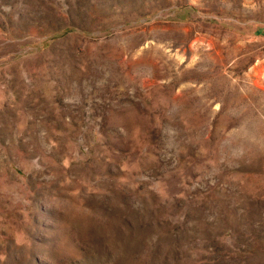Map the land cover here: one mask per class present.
<instances>
[{
    "label": "rangeland",
    "instance_id": "obj_1",
    "mask_svg": "<svg viewBox=\"0 0 264 264\" xmlns=\"http://www.w3.org/2000/svg\"><path fill=\"white\" fill-rule=\"evenodd\" d=\"M0 264H264V0H0Z\"/></svg>",
    "mask_w": 264,
    "mask_h": 264
}]
</instances>
